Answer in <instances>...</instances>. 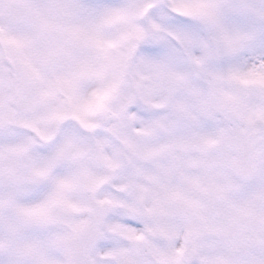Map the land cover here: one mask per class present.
Wrapping results in <instances>:
<instances>
[{"label":"snow or ice","instance_id":"6c2138e0","mask_svg":"<svg viewBox=\"0 0 264 264\" xmlns=\"http://www.w3.org/2000/svg\"><path fill=\"white\" fill-rule=\"evenodd\" d=\"M0 264H264V0H0Z\"/></svg>","mask_w":264,"mask_h":264}]
</instances>
